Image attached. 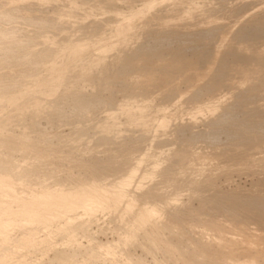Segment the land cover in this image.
<instances>
[{
    "label": "rangeland",
    "instance_id": "1",
    "mask_svg": "<svg viewBox=\"0 0 264 264\" xmlns=\"http://www.w3.org/2000/svg\"><path fill=\"white\" fill-rule=\"evenodd\" d=\"M181 1L185 5L181 6L178 1L177 6L174 4L172 7L173 3L170 0L151 3L149 6L151 9L147 7L148 9L145 10L142 17L140 16L141 18H134L129 29L121 33L115 32L120 34L118 37L114 31L109 35L108 29L111 30L119 23L121 24L122 16L128 14L129 11L141 7V0H0V117L9 119L6 120L7 122L5 121L3 127H0V175H5L10 180L16 181L17 179L18 182L25 179L19 184V187H22L20 189H30L29 187H31V189L39 190V188H45L47 184V187L59 184L63 188H70L78 186L77 184L111 181L128 167L136 168L137 173L139 172L135 176L131 175V177L134 176L132 178L128 177V180L124 179L118 184L116 182L115 185L113 183L112 186L115 189L111 185L109 186L111 187L110 191L125 190V194L130 195L128 197L130 200L132 199V203L127 207L129 211L126 206L122 205L128 198L124 196L121 206L115 204L105 208L106 206L99 205L98 207L102 209L96 207L93 209L94 213L90 211L91 214L88 213V215H82L76 219L72 217L68 222L59 218L49 227L45 226V229L40 224L38 225L37 220H32L35 223H31V221L23 223L22 227L18 224H10L12 226L9 225L4 236H0V264H234V260L249 257L255 260V264H264V138L261 139L259 136V134L264 136V129H262L264 128L262 126L264 121V64L260 63L262 66L255 64L257 59L264 61V28L257 25L258 23L264 25V0H206L207 3L205 0L203 3L202 0ZM191 2L195 3L192 4V9L188 7L191 4L187 5ZM197 3L199 4L197 5ZM178 6L179 11L180 7L184 6L186 13L181 14L183 18L175 14L179 12ZM185 6L189 8V13ZM194 6L198 10L199 14L197 15L193 14L196 13ZM103 8H107L108 11L105 9L103 11ZM95 9L98 12H95ZM206 9L210 12L207 13ZM184 14H187V17ZM189 14H191L190 17ZM112 15L119 17L120 22L118 20V22H113ZM168 15H171L170 18ZM117 17L115 19H118ZM156 18L158 19L156 20ZM69 23L71 24L69 25ZM95 24L99 26L95 28ZM258 27L260 29H257ZM161 30L164 34L169 30L174 37L176 34H183V37L186 34L185 38H189V34H192L190 38L193 36L194 39H180L182 37L180 35V40H175L178 36L172 39V41L175 40L173 42L165 39L163 41L162 37H159V35H164L161 34ZM245 30L251 34L244 33ZM203 31L204 34H202ZM102 34H105V37L101 36ZM198 35L201 37H197ZM243 35L246 38H243L245 37ZM106 36L108 39L111 36L112 39L106 40ZM241 36L242 39H240ZM86 37L84 42L86 47H80V49L83 47L84 49H78L79 53H74V56L70 52L75 48H58V44L62 41L65 43L67 40L77 39L76 42H79L78 39L83 40ZM88 37H91L92 41ZM97 37H104L100 43L118 40L117 46L115 45V48L111 46L109 49L106 46L103 48L107 49H105L106 53L101 52L100 55L96 52L98 54L95 55L93 51H96L99 46L95 45L99 44L97 41H100L99 38L96 39ZM157 37L159 41L156 39ZM10 38L11 40H9ZM53 38L55 39L53 40ZM82 40L80 42H83ZM204 42L206 43L204 44ZM15 43L19 47H15ZM206 45H209L208 48ZM179 48L180 50H178ZM174 53L175 55H173ZM98 55L102 56L101 60ZM247 55H250V58ZM245 56L248 59H242ZM119 58L122 59L119 60ZM242 61L248 63L249 66L244 64L246 68L243 67L239 70L238 64ZM123 64L125 65L123 66ZM187 65L189 66L187 67ZM223 66L226 78H223L217 87L215 86L217 89L209 90L205 83L211 79L214 73L217 75V72L222 71ZM76 72H78L77 75ZM197 74L199 75L197 76ZM165 78L167 79L164 80ZM248 88H253L252 92L257 94L254 96ZM195 89L197 90L195 91ZM242 91L247 93L240 94ZM249 92L252 98L248 99ZM193 94H196V97ZM137 97L147 98L145 101L148 102L149 106L147 107L150 108V110L145 108L148 111L143 110L147 114L143 120H149L156 112L169 111L173 113L178 108V110H182V108L186 110L195 104V101L198 104L203 102V105L206 106H202L204 107L202 112L195 110V113L194 110H191L188 114L191 119H180L178 116H173L170 118V122L168 121L167 128L164 127L165 131L157 128L155 130L151 126H147L149 129L144 127L146 129L141 130L136 122L125 123V115L119 113L120 111H118L120 115L113 113L122 105L121 101L124 100L123 103L133 105L131 98L135 100ZM36 105L41 106L37 107ZM253 107L257 112L254 115L252 114L255 110H251ZM230 108L232 111L230 113L234 114H231V118L228 119H232V123L236 120L241 121L240 125L237 124V121L234 123L235 130L230 129L233 124L228 123V121L231 122L230 120L227 121L226 113L230 114ZM204 109L205 111H203ZM248 110L254 112H250V114ZM105 112L108 119L105 117L107 116ZM192 112L196 116H193ZM258 112L259 119L263 115L261 121L257 119ZM109 113L111 116L114 114L111 117L112 120L114 119L113 124L110 121ZM243 113H248L245 115L247 122L249 118V122L253 120L251 118H255L261 122L254 119L262 127L258 128V123L253 122L254 120L252 123H245L242 118ZM223 116L224 118H222ZM104 119L108 121L106 122ZM220 121L221 123H219ZM222 122L224 125H219ZM106 123L109 125L111 123L110 127H107ZM250 124L254 129L249 126ZM254 124H257L258 127ZM236 125L238 127H235ZM113 126L116 130L112 128ZM248 126L255 132L248 129ZM104 128H107L106 131ZM241 130L245 132L243 133ZM250 130L252 134H248ZM210 132L213 136H209L212 135L209 134ZM193 133L197 136L191 137L194 135ZM250 135H257L259 138L256 136L257 139L254 137L252 139ZM246 136L250 137L246 138ZM240 137L245 140H241ZM192 138L195 140L193 141ZM252 140L254 141L252 142ZM192 146L194 148H191ZM188 149L190 150L188 151ZM179 151L184 154L181 157H173L175 153H180ZM174 158L175 160H173ZM135 159L139 160L134 161ZM156 161L159 162L157 163L159 165L154 163ZM133 162H136V167ZM153 165H157L158 168ZM153 167L154 169H152ZM1 171L5 172L2 174ZM40 181L44 185L40 184ZM125 181L128 182L125 183ZM122 183L125 187L127 186V189ZM136 184L142 187L136 186ZM129 185L131 188L128 189ZM122 187L125 189H121ZM234 196H238L240 202L237 201L238 197ZM257 196H261L263 200ZM246 197L250 199L248 201H251V197L253 199L256 197L259 200L254 202L252 199L254 203L245 204ZM244 198L246 200H243ZM222 201L226 203L223 202V205ZM234 202L237 205L233 204ZM145 203L148 206H155V218L146 222L137 221L136 211L138 212ZM241 203H244V208ZM16 205V203L11 204L13 208H16ZM261 208L263 210H260ZM246 210L250 212L247 213V216ZM242 211H245L243 213L245 215L242 214ZM155 220L156 222H154ZM31 230L32 232H30ZM54 232L57 233L54 234ZM200 232L201 234H199ZM199 240L201 241L199 242ZM96 246L100 247L97 249ZM108 247L111 249L107 252Z\"/></svg>",
    "mask_w": 264,
    "mask_h": 264
},
{
    "label": "bare ground",
    "instance_id": "2",
    "mask_svg": "<svg viewBox=\"0 0 264 264\" xmlns=\"http://www.w3.org/2000/svg\"><path fill=\"white\" fill-rule=\"evenodd\" d=\"M19 1V0H18ZM22 1V0H21ZM77 1V0H76ZM157 1H161V0H141V7H138L137 9H135V10H133L132 9V11L130 12H128V14H126V15H124L125 16V18H124V16H122V22H121V24L119 23V25H117L116 27H113V29H111L112 30V32H111V30H110V28L108 29V33H109V35H110V33H113V31H114V33L115 32H125L127 29H129V26L131 27L132 25V21H133V19L134 18H136V17H142V15H143V13L145 12V10L146 9H148V8H150L149 6L151 5V3H153V2H157ZM163 1V0H162ZM170 1H172L171 3H173L172 4V7H173V5L174 4H176V6H177V3H178V1H179V4H181V6L182 5H185V3L184 4H182V1L181 0H177V2H176V0H170ZM194 1V0H193ZM195 1H197V0H195ZM199 1V0H198ZM203 1L204 0H202L201 2L203 3ZM206 1V0H205ZM204 1V2H205ZM225 1V0H224ZM252 1V0H251ZM262 1V0H261ZM181 2V3H180ZM201 2H199V3H201ZM246 2V1H245ZM85 3V2H84ZM139 3V4H140ZM199 3H197V5L199 4ZM206 3H207V1H206ZM243 3V2H242ZM164 4H166L165 2H164ZM189 4H191V5H189ZM192 4H195L194 2L192 3H187V5H189L188 7H191V9H192ZM248 4V3H247ZM70 5V4H69ZM153 5V4H152ZM160 5V4H159ZM161 5H163V4H161ZM242 5V4H241ZM64 6V5H63ZM139 6V5H138ZM196 6V5H195ZM194 6V8H195V12L196 13H193V14H199V13H197V8ZM202 6V5H201ZM207 6V5H206ZM235 6V5H234ZM75 7H77V6H75ZM83 7H85V6H83ZM93 7H95V6H93ZM111 7V6H110ZM148 7V8H147ZM166 7H167V5H166ZM175 7V6H174ZM186 8H188L187 6H185ZM212 7V6H211ZM239 7V6H238ZM242 8H243V6H241ZM14 8V7H13ZM27 8V7H26ZM79 8V7H78ZM101 9H102V7H100ZM113 8V7H112ZM176 8V7H175ZM174 8V9H175ZM181 8V10L179 11V6H178V8H177V10L179 11L178 12V14L177 13H175L177 16H181V14L184 12V13H186L185 11H184V6H183V8L182 7H180ZM193 8V9H194ZM202 8V7H201ZM208 8V7H207ZM219 8V7H218ZM217 8V9H218ZM235 8V7H234ZM70 9V8H69ZM73 9V8H72ZM86 9V8H85ZM92 9H94V8H92ZM107 10L108 11V9L107 8H103V11H105V10ZM118 9V8H117ZM151 9V8H150ZM158 9V8H157ZM156 9V10H157ZM200 9V8H199ZM204 9V8H203ZM211 9V8H210ZM213 9V8H212ZM215 9V8H214ZM213 9V10H214ZM63 10V9H62ZM62 10H60V11H62ZM78 10V9H77ZM82 10H83V8H82ZM114 10V9H113ZM129 10H130V8H129ZM158 10H160V9H158ZM186 10V9H185ZM202 10V9H201ZM205 10V9H204ZM208 9H206V11H207ZM237 10V9H236ZM63 11H65V10H63ZM89 11V10H88ZM92 11V10H91ZM95 12H98V10L96 11V9L94 10ZM114 11H116V12H118L117 10H114ZM152 11V10H151ZM189 8H188V13H189ZM203 11V10H202ZM240 11V10H239ZM67 12V11H66ZM95 12H93V13H95ZM99 12H102V11H99ZM110 12V11H109ZM115 12V13H116ZM173 12H175L174 10H173ZM200 12V11H199ZM210 11L208 10V12L207 13H209ZM233 12H235L236 13V11H233ZM56 13V12H55ZM61 13V12H60ZM63 13V12H62ZM73 13V12H72ZM111 13H113V12H111ZM154 13V12H153ZM168 13V12H167ZM187 13V14H188ZM191 13V12H190ZM203 13V12H202ZM201 13V14H202ZM237 13H241V12H237ZM59 14V13H58ZM65 14V13H64ZM71 14V13H70ZM80 14V13H79ZM78 14V15H79ZM82 14V13H81ZM89 14H91V13H89ZM119 14V13H118ZM117 14V16H119ZM156 14V13H155ZM174 14V15H175ZM187 14H184L185 16L187 15ZM192 14V13H191ZM191 14H189V17H190V15ZM206 14V13H205ZM230 14V13H229ZM95 15V14H94ZM108 15V14H107ZM148 15V14H147ZM162 15V14H161ZM171 15H173V14H171ZM170 15V16H171ZM176 15H175V17H176ZM183 15V14H182ZM204 15V14H203ZM231 15V14H230ZM262 15V14H261ZM8 16V15H7ZM11 16V15H10ZM111 16V15H110ZM116 16V17H117ZM170 16L168 15V18H170ZM184 16V18H186ZM208 16V15H207ZM238 16V15H237ZM14 17V16H13ZM35 17V16H34ZM52 17V16H51ZM77 17V16H76ZM112 17H114V15H112ZM116 17H114L113 18V22H116L117 20L120 22V18L119 17H117L118 19H115ZM140 17V18H141ZM145 17V16H144ZM143 17V18H144ZM164 17V16H163ZM172 17H174V16H172ZM194 17V16H193ZM196 17V16H195ZM200 17V16H199ZM202 17V16H201ZM232 17H234V16H232ZM49 18V17H48ZM55 18H57V17H55ZM108 18V17H107ZM111 18V17H110ZM109 18V19H110ZM161 18V17H160ZM178 18V17H177ZM181 18H183L182 16H181ZM180 18V19H181ZM263 18V17H262ZM40 19V18H39ZM106 19V18H105ZM149 19V18H148ZM158 18H156V20H157ZM164 19V18H163ZM163 19H161V20H163ZM173 19V18H172ZM187 19V18H186ZM216 19V18H215ZM107 20V19H106ZM150 20V19H149ZM149 20H147V21H149ZM153 20V19H152ZM165 20H166V17H165ZM252 20V19H251ZM48 21V20H47ZM51 21V20H50ZM60 21V20H59ZM75 21V20H74ZM93 21V20H92ZM104 21V20H103ZM109 21H111V20H109ZM117 21V22H118ZM135 21V20H134ZM145 21H146V19H145ZM144 21V22H145ZM167 21H169V20H167ZM172 21V20H171ZM189 21V20H188ZM237 21V20H236ZM257 21V20H256ZM259 21V20H258ZM107 22V21H106ZM112 22V21H111ZM143 22V21H142ZM162 22V21H161ZM164 22V21H163ZM199 22V21H198ZM239 22V21H238ZM139 23V22H138ZM153 23H155V22H153ZM186 23V22H185ZM213 23V22H212ZM68 24V23H67ZM71 23H69V25H70ZM109 24H112V23H109ZM109 24H107V25H109ZM163 24V23H162ZM189 24V23H188ZM221 24V23H220ZM244 24V23H243ZM256 24H257V22H256ZM50 25V24H49ZM96 25V24H95ZM135 25V24H134ZM133 25V26H134ZM157 25V24H156ZM216 25V24H215ZM237 25V24H236ZM258 26L259 25H261L263 28H264V25L263 24H260V23H258L257 24ZM66 26V25H65ZM99 26V25H98ZM97 25H96V27L95 28H97L98 27ZM167 26H169V25H167ZM184 26V25H183ZM256 26V25H255ZM260 26V27H261ZM53 27V26H52ZM112 27V26H111ZM213 27V26H212ZM89 28V27H88ZM140 28V27H139ZM160 28V27H159ZM200 28V27H199ZM203 28V29H202ZM201 29L202 30H204V27H202ZM206 28V27H205ZM207 28H208V26H207ZM210 28V27H209ZM162 29V28H161ZM211 29V28H210ZM213 29V28H212ZM220 29V28H219ZM255 29V28H254ZM257 29H260L259 27L257 28ZM22 30V29H21ZM26 30H27V28H26ZM43 30V29H42ZM57 30V29H56ZM60 30V29H59ZM95 30V29H94ZM109 30H110V32H109ZM130 30H131V28H130ZM170 30V29H169ZM169 30H168V32L166 33V34H164V32H162V30H161V34H164V35H159V37H162V39H163V41H164V39L165 40H167V41H169L170 42V40L172 41V39L173 38H175V37H178L177 39H175V40H180V39H184L185 38V36H186V34L184 35V37L182 36L183 34H180L182 37L180 38V35H177L176 33V35H175V37H174V35L172 36V34H170L171 32H169ZM200 30V29H199ZM201 30V31H202ZM208 30V29H207ZM215 30V29H214ZM263 30V29H262ZM89 31V30H88ZM140 31V30H139ZM149 31V30H148ZM180 31V30H179ZM210 31V30H209ZM224 31V30H223ZM242 32H243V30H241ZM254 31V30H253ZM257 31V30H256ZM259 31V30H258ZM87 32V31H86ZM135 32V31H134ZM150 32V31H149ZM176 32V31H175ZM178 32V31H177ZM189 32V31H188ZM197 32V31H196ZM199 32V31H198ZM214 32V31H213ZM247 32H248V30H247ZM246 32V30L244 31V33H247ZM252 32V31H251ZM262 32V31H261ZM261 32H260V34H261ZM24 33V32H23ZM107 32H106V34H108ZM131 33V32H130ZM129 33V34H130ZM144 33V32H143ZM151 33V32H150ZM173 33H174V31H173ZM244 33H242V34H244ZM250 32H248V34H249ZM253 33V32H252ZM10 34V33H9ZM44 34V33H43ZM49 34V33H48ZM116 34V36L119 34V33H115ZM115 34H113V35H115ZM128 34V35H129ZM132 34V33H131ZM149 34V33H148ZM154 34V33H153ZM198 34V33H197ZM199 34H201V33H199ZM202 34H204V31H203V33ZM207 34H208V32H207ZM211 34V33H210ZM214 34V33H213ZM247 34V35H248ZM251 34V33H250ZM255 34V33H254ZM105 35V34H104ZM103 34L101 35V36H104ZM113 35H111L112 37H113ZM120 35V34H119ZM119 35H118V37H119ZM122 35V34H121ZM126 35V34H125ZM156 36H157V34H155ZM187 35H188V33H187ZM190 36L192 35V34H189ZM206 35V34H205ZM256 35V34H255ZM257 35H259V33H257ZM36 36V35H35ZM51 36V35H50ZM99 36V35H98ZM111 36H109V39H112L111 38ZM164 36V37H163ZM190 36H189V38L188 37H186L185 39L187 40V39H194L193 38V36H192V38H190ZM200 35H198L197 37H199ZM220 36V35H219ZM239 36V35H238ZM243 36H245V35H243ZM260 36V35H259ZM84 37V36H83ZM94 37V36H93ZM100 37V36H99ZM99 37H97L96 39L98 40V38ZM105 37V36H104ZM103 37V38H104ZM107 37V39L106 40H109L108 39V36H106ZM201 37V36H200ZM208 37H210V36H208ZM256 37H258V36H256ZM8 38V37H7ZM6 38V39H7ZM47 38V37H46ZM89 38V37H88ZM102 37L101 38H99V40L100 41H97L99 44H97V45H95V46H98L97 47V50L96 51H93V52H95L94 54L96 55V54H100L101 55V52H105L107 49H109V47H113V48H115L114 46L116 45V42L118 41V40H116V41H107V42H104V43H100L101 42V40L103 39ZM152 38V37H151ZM180 38V39H179ZM195 38H196V36H195ZM215 38V37H214ZM213 38V39H214ZM225 39H226V35H225V37H224ZM223 38V39H224ZM243 38H246V36L245 37H243ZM252 38H254V37H252ZM16 39V38H15ZM55 38H53V40H54ZM85 39V40H84ZM86 39H87V37L86 38H83V40L80 38V40L78 39V41L79 42H76V40H67V42H60L59 44H58V48H67V49H69V48H75L74 50H71V52L70 53H73L72 55L74 56V53H76L77 51H79L78 49H80V47H82V46H84V42L86 41ZM89 39H91V41H92V38L90 37ZM115 39V38H114ZM158 41H159V39H158V37L156 38ZM161 38H160V40H162ZM205 39H207L206 37H205ZM213 39H211L213 42H214V40ZM222 39V40H223ZM240 39H242V36H241V38ZM9 40H11V38L9 39ZM24 40H26V39H24ZM83 41V42H80V41ZM95 40V39H94ZM104 40V39H103ZM175 40H173V41H175ZM185 40V41H186ZM203 40H204V38H203ZM31 41V40H30ZM90 41V42H91ZM124 41V40H123ZM122 41V42H123ZM127 41V40H126ZM131 41V40H130ZM154 41V40H153ZM162 41V42H163ZM166 41V42H167ZM172 41V42H173ZM216 41H217V38H216ZM230 41V40H229ZM2 42V41H1ZM17 43H18V41H16ZM21 42V41H20ZM27 42V41H26ZM47 42V41H46ZM88 42V41H87ZM125 42V41H124ZM128 42V41H127ZM207 42V41H206ZM206 42H204V44L206 43ZM212 42V43H213ZM50 43V42H49ZM94 43H95V41H94ZM119 43V42H118ZM117 43V44H118ZM131 43H132V41H131ZM158 43H160V42H158ZM157 43V44H158ZM184 43V42H183ZM208 43V42H207ZM215 43V42H214ZM220 43V42H219ZM233 43V42H232ZM16 44V43H15ZM127 44V43H126ZM169 44V43H168ZM171 44V43H170ZM49 45V44H48ZM86 45V44H85ZM92 45H94V44H92ZM161 45V44H160ZM184 45V44H183ZM214 45V44H213ZM216 45V44H215ZM234 45V44H233ZM263 45V44H262ZM9 46V45H8ZM11 46V45H10ZM15 47L16 46H18L19 47V45H14ZM106 46H108V47H106ZM117 46V45H116ZM119 46V45H118ZM126 46V45H125ZM176 46V45H175ZM207 46V45H206ZM205 46V47H206ZM209 46V45H208ZM208 46L206 47V48H208ZM220 46V45H219ZM218 46V47H219ZM6 47V46H5ZM48 47V46H47ZM84 47H86V46H84ZM84 47H83V49H84ZM104 47H106L105 49H103ZM155 47H156V45H155ZM227 47V46H226ZM225 47V48H226ZM50 48V47H49ZM181 48V47H180ZM180 48L178 49V50H180ZM206 48H205V50H206ZM11 49H15V48H11ZM26 49V48H25ZM32 49V48H31ZM44 49V48H43ZM63 49V50H64ZM82 48L80 49V50H83ZM86 49V48H85ZM111 49V48H110ZM140 49V48H139ZM202 49V48H201ZM200 49V50H201ZM259 49V48H258ZM57 50V49H56ZM59 50V49H58ZM87 50V49H86ZM102 50H104V51H102ZM132 50V49H131ZM138 50V49H137ZM174 50V49H173ZM204 50V51H205ZM210 50V49H209ZM236 50V49H235ZM16 51V50H15ZM51 51V50H50ZM53 51V50H52ZM66 51V50H65ZM4 52V51H3ZM6 52V51H5ZM10 52V51H9ZM14 52V51H13ZM55 52V51H54ZM96 52H98V53H96ZM134 52V51H133ZM148 52V51H147ZM146 52V53H147ZM154 52V51H153ZM225 52V51H224ZM238 52V51H237ZM77 53H79V52H77ZM106 53V52H105ZM116 53V52H115ZM122 53H123V51H122ZM121 53V54H122ZM139 53V52H138ZM142 53H143V51H142ZM149 53V52H148ZM178 53V52H177ZM177 53H176V55H177ZM208 53H209V51H208ZM58 54V53H57ZM67 54H69V53H67ZM66 54V55H67ZM118 54V53H117ZM125 54H127V53H125ZM130 55H131V53H129ZM182 54V53H181ZM203 54V53H202ZM201 54V55H202ZM236 54V53H235ZM238 54V53H237ZM19 55V54H18ZM71 54L69 55L70 57L72 56ZM105 55V54H104ZM103 55V56H104ZM153 55H154V53H153ZM173 55H175V53L173 54ZM217 55V54H216ZM218 55H219V53H218ZM217 55V56H218ZM245 55V54H244ZM91 56V55H90ZM99 56V55H98ZM116 56V55H115ZM123 56H125V55H123ZM152 56V55H151ZM158 56V55H157ZM156 56V57H157ZM179 56V55H178ZM210 56H211V54H210ZM229 56V55H228ZM234 56V55H233ZM238 56H239V54H238ZM237 56V57H238ZM249 58H250V55H247ZM247 56H245V57H242V59H245ZM257 56V55H256ZM55 57H56V55H55ZM55 57H53V58H55ZM59 57V56H58ZM62 57V56H61ZM67 57H68V55H67ZM66 57V58H67ZM92 57V56H91ZM91 57H90V59H91ZM97 57V56H96ZM100 57L102 58V56H99V59H100ZM132 57V56H131ZM130 57V58H131ZM139 57V56H138ZM173 57H175V56H173ZM199 57H201L200 55H199ZM216 57V56H215ZM223 57V56H222ZM241 57V56H240ZM251 57H253V56H251ZM27 58V57H26ZM34 58V57H33ZM94 58V57H93ZM98 58V57H97ZM124 58V57H123ZM133 58V57H132ZM135 58H137V57H135ZM172 58V57H171ZM176 58V57H175ZM214 58V57H213ZM256 58V57H255ZM260 58V57H259ZM12 59V58H11ZM51 59V58H50ZM58 59V58H57ZM59 59H60V57H59ZM58 59V60H59ZM104 59V58H103ZM120 59H122V58H119V60ZM141 59V58H140ZM144 59H145V57H144ZM150 59V58H149ZM174 59V58H173ZM196 59V58H195ZM215 59V58H214ZM233 59V58H232ZM246 59H248V58H246ZM245 59V60H246ZM253 60H254V58H252ZM263 59H264V57H263ZM17 60V59H16ZM87 60H89V59H87ZM93 60H95V58L93 59ZM98 60V59H97ZM101 60V59H100ZM99 60V61H100ZM126 60V59H125ZM129 60V59H128ZM138 60V59H137ZM136 60V61H137ZM187 60V59H186ZM38 61V60H37ZM42 61V60H41ZM55 61H57V60H55ZM77 61V60H76ZM80 61V60H79ZM152 61V60H151ZM177 61V60H176ZM180 61V60H179ZM197 61V60H196ZM218 61V60H217ZM237 61V60H236ZM10 62V61H9ZM45 62V61H44ZM61 62V61H60ZM124 62V61H123ZM128 62V61H127ZM146 62V61H145ZM178 62V61H177ZM216 62V61H215ZM225 62V61H224ZM231 62V61H230ZM259 62V63H258ZM12 63V62H11ZM29 63V62H28ZM36 63V62H35ZM52 63V62H51ZM55 63V62H54ZM92 63V62H91ZM125 63V62H124ZM168 63H169V61H168ZM192 63H194V62H192ZM196 63V62H195ZM252 63V62H251ZM260 63H263L264 64V61H261V60H258L257 59V61L255 62V64H260ZM22 64V63H21ZM32 64V63H31ZM30 64V65H31ZM48 64H50V63H48ZM60 64V63H59ZM88 64V63H87ZM185 64H187V63H185ZM191 64V63H190ZM217 64V63H216ZM219 64V63H218ZM224 64V63H223ZM249 66V65H247L248 63H243V61L242 62H240V64H238V68H239V70L240 69H242L243 67H245L246 68V66ZM33 65V64H32ZM72 65V64H71ZM86 65V64H85ZM89 65V64H88ZM88 65H87V67H88ZM91 65V64H90ZM125 64H123V66H124ZM134 65V64H133ZM227 65V64H226ZM261 66H262V64H260ZM42 66V65H41ZM48 66H50V65H48ZM55 66V65H54ZM92 66H95V65H93L92 64ZM185 66V65H184ZM189 65H187V67H188ZM229 66V65H228ZM231 66V65H230ZM229 66V67H230ZM254 66V65H253ZM40 67V66H39ZM51 67H52V65H51ZM51 67H50V69H51ZM57 67H58V65H57ZM84 67V66H83ZM128 67V66H127ZM142 67H144V65H142ZM177 67V66H176ZM181 67V66H180ZM227 67V66H226ZM232 67V66H231ZM53 68V67H52ZM85 68V67H84ZM132 68V67H131ZM154 68V67H153ZM216 68V67H215ZM217 68H218V66H217ZM220 69H221V66L219 67ZM223 68H224V66L222 67V71H219V72H217V75L214 73V75H216L215 77H214V75L211 77V79H209L208 81H207V83H205V84H207V88H209V90L210 89H212V88H216L217 86H218V84H220L221 82H222V80H223V78H226L224 75H226L225 74V70L223 71ZM252 68V67H251ZM264 68V67H263ZM35 69V68H34ZM48 69H49V67H48ZM70 69V68H69ZM75 69V68H74ZM73 69V70H74ZM123 69H124V67H123ZM158 69V68H157ZM163 69V68H162ZM184 69V68H183ZM182 69V70H183ZM199 69H200V67H199ZM237 69V68H236ZM259 69V68H258ZM29 70V69H28ZM46 70V69H45ZM52 70V69H51ZM127 70V69H126ZM135 70V69H134ZM137 70V69H136ZM140 70V69H139ZM147 70V69H146ZM178 70V69H177ZM196 70V69H195ZM202 70V69H201ZM200 70V71H201ZM205 70V69H204ZM203 70V71H204ZM215 70V69H214ZM219 70V69H218ZM217 70V71H218ZM227 70H229V69H227ZM238 70V69H237ZM263 70V69H262ZM31 71H33V70H31ZM47 71H49V70H47ZM58 71V70H57ZM63 71V70H62ZM67 71V70H66ZM82 71V70H81ZM80 71V72H81ZM148 71V70H147ZM152 71V70H151ZM202 71V72H203ZM55 72V71H54ZM79 72V73H80ZM139 72V71H138ZM146 72V71H145ZM170 72V71H169ZM183 72V71H182ZM190 72V71H189ZM205 72V71H204ZM227 72V71H226ZM245 72V71H244ZM50 73V72H49ZM52 73V72H51ZM59 73H60V71H59ZM63 74L64 73H66V72H62ZM77 73L78 72H76L75 74L77 75ZM135 73V72H134ZM152 73V72H151ZM228 73V72H227ZM230 73V72H229ZM62 74V75H63ZM145 74V73H144ZM158 74V73H157ZM164 74V73H163ZM182 74V73H181ZM187 74V73H186ZM189 74V73H188ZM192 74H193V72H192ZM35 75V74H34ZM49 75V74H48ZM47 75V76H48ZM62 75H60V76H62ZM83 75V74H82ZM140 75H141V73H140ZM199 74H197V76H198ZM201 75V74H200ZM36 76V75H35ZM39 76V75H38ZM46 76V77H47ZM133 76V75H132ZM142 76V75H141ZM144 76V75H143ZM153 76V75H152ZM166 76H167V73H166ZM165 76V77H166ZM181 76V75H180ZM186 76V75H185ZM190 76V75H189ZM227 76V75H226ZM34 77V76H33ZM115 77V76H114ZM169 77V76H168ZM193 77V76H192ZM106 78V77H105ZM104 78V79H105ZM108 78V77H107ZM113 78V77H112ZM118 78V77H117ZM142 78V77H141ZM187 78V77H186ZM230 78V77H229ZM167 78H165L164 80H166ZM183 79H184V77H183ZM195 79V78H194ZM30 80V79H29ZM35 80V79H34ZM50 80V79H49ZM53 80V79H52ZM55 80V79H54ZM162 80V79H161ZM20 81V80H19ZM61 81V80H60ZM106 81V80H105ZM168 81V80H167ZM190 81V80H189ZM229 81V80H228ZM12 82V81H11ZM37 82V81H36ZM146 82V81H145ZM196 82V81H195ZM4 83V82H3ZM6 83H7V81H6ZM54 83V82H53ZM9 84H10V82H9ZM29 84V83H28ZM49 84V83H48ZM259 84V83H258ZM44 85V84H43ZM53 85V84H52ZM148 85V84H147ZM172 85V84H171ZM187 85V84H186ZM47 86V85H46ZM50 86V85H49ZM188 86H189V84H188ZM192 86V85H191ZM206 86V85H205ZM216 86V87H215ZM255 86V85H254ZM257 86V85H256ZM20 87V86H19ZM187 87V86H186ZM253 87V86H252ZM15 88V87H14ZM13 88V89H14ZM146 88V87H145ZM144 88V89H145ZM148 88H150V87H148ZM256 88V87H255ZM55 89V88H54ZM143 89V88H142ZM142 89H141V91H142ZM201 89V88H200ZM217 89V88H216ZM249 89V91L251 92V93H253L252 92V90L251 89H253V88H248ZM45 90V89H44ZM43 90V91H44ZM177 90V89H176ZM197 89H195V91H196ZM256 90V89H255ZM6 91H7V89H6ZM13 91V90H12ZM17 91V90H16ZM161 91V90H160ZM212 91V90H211ZM211 91H209V92H211ZM248 91V90H247ZM253 91H254V89H253ZM8 92V91H7ZM6 92V93H7ZM146 92H147V90H146ZM154 92V91H153ZM194 92V91H193ZM201 92V91H200ZM205 92V91H204ZM243 92V91H242ZM240 93V94H245V92H243V93ZM249 92V97H248V99L251 97L250 96V93ZM47 93H48V91H47ZM179 93V92H178ZM187 93V92H186ZM199 93V92H198ZM247 93V92H246ZM259 93V92H258ZM10 94H12V93H10ZM19 94V93H18ZM17 94V95H18ZM132 94V93H131ZM200 94V93H199ZM254 94H257V93H253V95ZM74 95V94H73ZM140 95V94H139ZM148 95V94H147ZM198 95V94H197ZM247 96H248V94H246ZM9 96V95H8ZM75 96V95H74ZM136 96H138V95H136ZM141 96H142V94H141ZM140 96V97H141ZM152 96V95H151ZM167 96V95H166ZM178 96V95H177ZM191 96H192V94H191ZM193 96L194 97H196V94L194 95L193 94ZM199 96V95H198ZM246 96V97H247ZM255 96V95H254ZM257 96V95H256ZM34 97H36V98H38L37 96H34ZM147 98H149V99H151L150 97H148V96H146ZM156 97V96H155ZM241 97H242V95H241ZM40 98V97H39ZM42 98V97H41ZM129 98V97H128ZM128 98H126V99H128ZM134 98V97H133ZM133 98H131L132 99V103H133V105L131 104V102H130V104L131 105H129V104H125V103H123V101H121L122 102V105L117 109V108H115V109H117L115 112H113L114 114H119V113H123L124 115H125V118H124V122L125 123H130V124H132L131 122H136L137 123V125H139V127H141V130L142 129H146V128H148L147 126H151V127H154L155 128V130H157V129H162V130H164L165 128H167L166 126L167 125H169L168 123L170 122L169 120H170V118H173V116L174 117H180V119H188V118H190L191 119V117H189L188 116V114L190 113V111L191 110H196L197 112L200 110H202L205 106L203 105L204 103L202 102V100H201V104L199 103H196V101H195V104H193L190 108H188V109H183L182 108V110H176V111H173V113H170L169 111L167 112V111H162V112H160V113H155L154 114V116L152 117V118H150L149 120H147V119H145V120H143L144 119V116L146 115V117H147V114H146V112H143V110L147 107V106H149V105H147L148 104V102H146L145 100L147 99H140L139 97H137L138 98V100H137V98L134 100ZM193 98V97H192ZM192 98H190V99H192ZM245 98V97H244ZM252 98V97H251ZM90 99V98H89ZM92 99V98H91ZM130 99V100H131ZM189 99V100H190ZM211 99V98H210ZM243 99V98H242ZM31 100V99H30ZM193 100V99H192ZM197 100V99H196ZM199 100V99H198ZM209 100V99H208ZM247 100V99H246ZM250 100H252V99H250ZM36 101V100H35ZM76 101V100H75ZM78 101V100H77ZM86 101V100H85ZM115 101V100H114ZM113 101V102H114ZM127 101V100H126ZM216 101V100H215ZM44 102V101H43ZM43 102H42V104H43ZM125 102V101H124ZM128 102H129V100H128ZM197 102H200V101H197ZM210 102V101H209ZM214 102V101H213ZM248 102H249V100H248ZM95 103V102H94ZM127 103V102H126ZM177 103V102H176ZM243 103V102H242ZM245 103H246V101H245ZM25 104H26V102H25ZM35 104H36V102H35ZM84 104V103H83ZM120 104V103H119ZM119 104H118V106H119ZM179 104V103H178ZM189 104V103H188ZM187 104V105H188ZM216 104V103H215ZM214 104V105H215ZM220 104V103H219ZM228 104V103H227ZM240 104V103H239ZM253 104V103H252ZM24 105V104H23ZM22 105V106H23ZM38 105V104H37ZM36 105V106H37ZM45 105V104H44ZM75 105V104H74ZM211 105V104H210ZM232 105V104H231ZM238 105V104H237ZM242 105H244V103L242 104ZM247 105V104H246ZM249 105V104H248ZM21 106V105H20ZM36 106H34V107H36ZM41 106V105H40ZM40 106H37V107H40ZM85 106V105H84ZM100 106V105H99ZM114 107H116L115 105H113ZM117 106V107H118ZM202 106H204V107H202ZM219 106V105H218ZM236 106V105H235ZM32 108L33 110L35 109V108ZM110 107H112L111 105H110ZM213 107V106H212ZM220 107V106H219ZM230 107V106H229ZM233 107V106H232ZM231 107V108H232ZM237 108H238V106H236ZM235 107V108H236ZM251 107V106H250ZM249 107V108H250ZM255 107V106H254ZM254 107L253 108H251V110H253L254 109ZM21 108V107H20ZM24 108V107H23ZM74 108V107H73ZM149 107H147V109H148ZM216 108V107H215ZM227 109H228V107H226ZM231 108H230V110H229V113H230V111H231ZM256 108V107H255ZM41 109V108H40ZM43 109V108H42ZM147 109H145L146 111H148ZM181 109V108H180ZM207 109V108H206ZM248 109V108H247ZM144 110V111H145ZM149 110H150V108H149ZM167 110V109H166ZM213 110V109H212ZM226 110V109H225ZM236 110V109H235ZM246 110V109H245ZM249 111V113L250 112H252V111ZM255 110V109H254ZM111 111V110H110ZM118 111H120L119 113H118ZM156 111H158V110H156ZM160 111V110H159ZM196 111H195V113H196ZM199 111V112H200ZM203 111H205V109L203 110ZM207 111V110H206ZM209 111V110H208ZM211 111V110H210ZM226 111H228V110H226ZM225 111V112H226ZM244 111V110H243ZM58 112V111H57ZM81 112V111H80ZM202 112V111H201ZM232 112V111H231ZM247 112V111H246ZM254 112V111H253ZM252 112V113H253ZM76 113V112H75ZM106 113V112H105ZM245 113V112H244ZM243 113V114H244ZM255 113H257L256 112V110H255V112L252 114V115H254ZM263 113V112H262ZM262 113H261V115H262ZM57 114V113H56ZM110 114V113H109ZM111 114H112V112H111ZM111 114L109 115V117H110V119H111V117H113L114 116V114L111 116ZM192 114H193V116H196V115H194V113L192 112ZM198 114V113H197ZM224 114V113H223ZM227 114V121L228 120H230V119H228V118H231V114H234V113H230V114H228V113H226ZM246 114H248V113H246ZM246 114H244V116H242V118H243V120H247V118H246ZM251 114V113H250ZM106 115H107V113H106ZM116 115V116H117ZM120 115V114H119ZM150 115V114H149ZM148 115V116H149ZM201 115V114H200ZM229 115V116H228ZM257 115V114H256ZM259 112H258V120H260L261 121V119L263 120V115H262V117L259 119ZM6 116V115H5ZM9 116V115H8ZM34 116V115H33ZM115 116V117H116ZM190 116H192V115H190ZM204 116V115H203ZM219 116V115H218ZM107 119H108V115L107 116H105ZM118 117H121V116H118ZM145 117V118H146ZM150 117H151V115H150ZM245 117V118H244ZM249 117H251V116H249ZM253 117V116H252ZM256 117V116H255ZM196 118V117H195ZM222 118H224V116L222 117ZM8 119V117H0V127L3 125L4 126V124H5V121ZM109 119V120H110ZM204 119V118H203ZM236 119H238V118H236ZM250 119V118H249ZM249 119H248V122L245 120V123H252V121L255 119V118H251V119H253L251 122H249ZM9 120V119H8ZM114 120V119H113ZM112 119L110 120L111 121V123L112 122H114ZM117 120V119H116ZM115 120V121H116ZM202 120V119H201ZM217 120H218V118H217ZM222 120V119H221ZM224 120V119H223ZM232 120V119H231ZM230 120V121H231ZM235 120V119H234ZM256 120V119H255ZM253 121V122H256V121H258V120H256V121ZM19 121V120H18ZM33 121V120H32ZM104 121H106L105 119H104ZM108 121V120H107ZM106 121V122H107ZM169 121V122H168ZM182 121V120H181ZM189 121H191V120H189ZM194 121V120H193ZM213 121H214V119H213ZM212 121V122H213ZM233 121V120H232ZM232 121L231 122H229L228 121V123H231V125L233 124V127H231L230 128V126H229V128L230 129H232V130H235L234 129V123L237 121V124H239L241 121L240 120H236V121H234V123H232ZM239 121V122H238ZM7 122V121H6ZM117 122V121H116ZM184 122V121H183ZM243 122V121H242ZM259 122V121H258ZM258 122H256V123H258ZM100 123H103V121H100ZM111 123H110V125H111ZM118 123V122H117ZM173 123V122H172ZM182 123V122H181ZM219 123H221V121L219 122ZM259 123H261V122H259ZM259 123H258V126H257V124L255 125L256 127H258V128H260V126H261V124L259 125ZM263 123V125L262 126H264V121L262 122ZM105 124V123H104ZM113 124V123H112ZM210 124V123H209ZM9 125V124H8ZM110 125H109V123L107 124L106 123V126L107 127H110ZM116 125V124H115ZM114 125V126H115ZM127 125V124H126ZM189 125V124H188ZM219 125H224V123L222 122V124H219ZM240 125V124H239ZM248 125V124H247ZM2 126V127H3ZM105 125H104V127H106ZM114 126L112 127L113 129H114ZM120 126V125H119ZM206 126V125H205ZM252 129H254L252 126L253 125H249ZM249 126H248V129H251V128H249ZM261 126V127H262ZM16 127V126H15ZM125 127H127V126H125ZM143 127V128H142ZM144 127H146V128H144ZM165 127V128H164ZM225 127V126H224ZM235 127H238L237 125L235 126ZM240 127V126H239ZM116 128V127H115ZM157 128V129H156ZM177 128V127H176ZM225 128H227V127H225ZM105 129V128H104ZM103 129V130H104ZM107 129V128H106ZM106 129H105V131H106ZM112 129V130H113ZM149 129V128H148ZM230 129H229V131H230ZM247 129V128H246ZM251 129V130H252ZM262 129H264V128H262ZM111 130V131H112ZM114 130H116V129H114ZM154 130V131H155ZM251 130L248 132V134L249 133H251ZM256 130H257V128H256ZM118 131V130H117ZM165 131V130H164ZM241 131H243V133L245 132L244 130H241ZM252 131H254V130H252ZM259 131V130H258ZM257 131V132H258ZM264 131V130H263ZM114 132V131H113ZM144 132V131H143ZM142 132V133H143ZM150 132V131H149ZM213 132V131H212ZM231 132V131H230ZM237 132V131H236ZM255 132V131H254ZM111 133V132H110ZM202 133H203V131H202ZM201 132H200V134H202ZM214 133V132H213ZM233 133H235V132H233ZM232 133V134H233ZM263 133V132H262ZM102 134V133H101ZM100 134V135H101ZM103 134H104V132H103ZM117 134V133H116ZM157 134V133H156ZM155 134V135H156ZM194 134V133H193ZM209 134H212L211 132L209 133ZM231 134V133H230ZM230 134H229V137H231L230 136ZM246 134V133H245ZM252 134V133H251ZM264 134V133H263ZM107 136H108V134H106ZM142 135V134H141ZM146 135V134H145ZM194 136H197V134L195 135H193V136H191V137H194ZM200 135H198V137H199ZM205 136V135H204ZM209 136H213V134L212 135H209ZM234 136V135H233ZM250 136H252L251 138L252 139H254V138H256V136L257 135H255V136H253V135H250ZM250 136H246V138L247 137H250ZM259 136H260V138L261 139H263L264 138V136H262L261 134H259ZM254 137V138H253ZM258 137V136H257ZM200 138V137H199ZM234 138V137H233ZM242 138H244V137H242ZM259 138V137H258ZM191 139V138H190ZM190 139H189V141H190ZM193 139V138H192ZM239 139V138H238ZM240 139H241V137H240ZM240 139L238 140V141H240ZM257 139V138H256ZM260 139V140H261ZM16 140V139H15ZM105 140V139H104ZM108 140V139H107ZM186 140V139H185ZM195 139H193V141H194ZM199 140V139H198ZM197 140V141H198ZM241 140H243V139H241ZM245 140V139H244ZM243 140V141H244ZM251 140V139H250ZM231 141V140H230ZM254 140H252V142H253ZM104 142V141H103ZM106 142V141H105ZM104 142V143H105ZM186 142V141H185ZM188 142V141H187ZM232 142V141H231ZM101 143V142H100ZM159 143V142H158ZM215 143V142H214ZM253 144V143H252ZM262 144V143H261ZM160 145V144H159ZM187 145V144H186ZM185 145V146H186ZM190 145V144H189ZM184 146V147H185ZM191 146V145H190ZM249 146H250V144H249ZM262 146H263V144H262ZM187 147V146H186ZM131 148V147H130ZM191 148H194L193 146L191 147ZM197 148V147H196ZM129 149V148H128ZM127 149V150H128ZM132 149V148H131ZM134 149V148H133ZM126 150V151H127ZM190 149H188V151H189ZM194 150V149H193ZM203 150V149H202ZM177 152V151H176ZM180 152V151H179ZM187 152V151H186ZM230 152V151H229ZM203 153V152H202ZM147 154V153H146ZM184 154V152L183 153H175V155H173V157H175V156H179V157H181L182 155ZM200 154V153H199ZM170 155V154H169ZM143 156V155H142ZM145 156V155H144ZM207 156H208V154H207ZM214 156H215V154H214ZM201 157H202V155H201ZM217 157H218V155H217ZM136 158V157H135ZM167 158V157H166ZM169 158V157H168ZM228 158V157H227ZM233 158V157H232ZM179 159V158H178ZM205 159V158H204ZM222 159V158H221ZM137 160H139V159H137ZM136 159L134 160V161H137ZM170 160V159H169ZM173 160H175V158L173 159ZM223 160V159H222ZM231 160V159H230ZM189 161V160H188ZM218 161H220V160H218ZM221 162V161H220ZM135 163L136 162H133V164H134V167H136V165H135ZM154 163H159V162H154ZM215 163H217V162H215ZM18 164V163H17ZM133 164H131V165H133ZM130 165V166H131ZM157 165H159V164H157ZM156 165V166H157ZM187 165V164H186ZM129 166V165H128ZM152 166V165H151ZM154 166V165H153ZM156 166H154V167H156ZM138 167V166H137ZM154 167L152 168V169H154ZM139 168V167H138ZM137 168V169H138ZM157 168H158V166H157ZM168 168V167H167ZM18 169H19V167H18ZM17 169V170H18ZM148 169H149V167H148ZM156 169V168H155ZM171 169V168H170ZM111 170V169H110ZM140 170V169H139ZM138 170V171H139ZM151 170V169H150ZM105 171V170H104ZM145 171V170H144ZM153 171V170H152ZM156 171V170H155ZM170 171V170H169ZM5 172V171H4ZM3 172V173H4ZM106 172V171H105ZM114 172V171H113ZM149 172H151V171H149ZM1 173H2V171H1ZM2 173V174H3ZM139 173V172H138ZM137 173V171H136V168H133V167H128L126 170H124V172H122V173H120L118 176H116L113 180H111V181H99V183H91V184H77L78 186H75V187H70V188H63V186L61 187V185L59 186V184L57 185V186H54V185H52L53 187H50V185H49V187H47V185H46V187L45 188H39V190H35V189H31V187H29L30 189H20V188H22V187H19L20 185V183L21 182H24L25 181V179H24V181H22L21 180V182L19 181H17V179H16V181L13 179V180H10V179H8L5 175L4 176H2V175H0V206H1V210H0V236L2 235V236H4V234H5V232H6V229L7 228H9V225L10 224H18L19 226L22 224V225H24L23 223H30V221H31V223L34 221V220H37V222H38V225L40 224V226H43L42 228H46L45 226H48L49 227V225L50 224H52L55 220V222H57V219H59V218H62V219H64L65 221H69L70 219H72V217L74 218V219H76V218H78V217H80V216H82V215H88V213L89 214H91V212L90 211H94L93 209H95L96 207H98L99 205H103V207H105V208H107V206H110V205H115V204H118V205H120L122 202H123V200H124V196L126 197H128V196H130V195H127V194H125V190H115V191H110L109 190V188H111V187H109L110 185L112 186V184L113 185H115V183L117 182V184L120 182V181H122V180H128V177H130V178H132V177H134L135 176V174H138ZM146 173H147V171H146ZM154 173V172H153ZM164 173V172H163ZM99 174V173H98ZM134 174V176H132L131 177V175H133ZM150 174V173H149ZM152 174V173H151ZM11 175V174H10ZM108 175V174H107ZM109 176V175H108ZM111 176V175H110ZM146 176V175H145ZM148 176V175H147ZM19 177V176H18ZM21 177H23V176H21ZM13 178V177H12ZM104 178V177H103ZM21 179V178H20ZM20 179H18V180H20ZM44 181V180H43ZM131 181H132V179H131ZM41 182V181H40ZM88 182H89V180H88ZM95 182V181H94ZM126 182H128V181H125V183ZM45 183V182H44ZM68 183H70V182H68ZM81 183V182H80ZM90 183V182H89ZM23 184V183H22ZM40 184H43V182H41ZM117 184H116V187H117ZM123 184V183H122ZM140 184H141V182H140ZM44 185V184H43ZM126 185V184H125ZM139 184H136V186H138ZM66 186V185H65ZM123 186H124V184H123ZM130 186V185H129ZM139 186H141V185H139ZM19 187V188H18ZM33 188H34V186H32ZM42 187V186H41ZM114 186H112V188H113ZM125 187V186H124ZM124 187H122L121 189H123ZM127 187V186H126ZM125 187V188H126ZM142 187V186H141ZM23 188H25V187H23ZM28 188V187H27ZM124 188V189H125ZM129 188H131V186L130 187H128V189ZM137 188V187H136ZM139 188V187H138ZM113 189H115V188H113ZM113 189H111V190H113ZM127 189V188H126ZM133 189V188H132ZM131 191V190H130ZM132 192V191H131ZM127 193H129V192H127ZM134 193V192H133ZM131 194V193H130ZM215 196V195H214ZM132 197V196H131ZM234 197H238V196H234ZM257 197H259V196H257ZM143 198V197H142ZM249 198V197H248ZM261 200H263L262 198H261V196L259 197ZM206 199V198H205ZM235 199V198H234ZM246 199H247V197H246ZM245 198L243 199V200H246ZM252 199H253V197H251V201H248V200H250V199H247L246 201L247 202H245V201H243L242 200V202H245V204H250L249 202H255L256 200H259V199H257L256 197H254V199H253V201H252ZM127 201H124L123 202V206H126V209H127V207H129L130 206V204L132 203L131 202V200H130V197H128L127 199H126ZM223 200H225V199H223ZM204 201V200H203ZM238 202H240V200H239V197H238V200H237ZM208 202H209V200H208ZM216 202H219V201H217L216 200ZM223 202H225V201H222V204L224 205V203ZM237 202V203H238ZM253 202V203H254ZM257 202V201H256ZM12 203H16L17 205V207L16 208H13L12 206H11V204ZM147 203V202H146ZM146 203L143 205V206H141V208H139V210H138V212L136 211V213H137V221H144V222H146V221H151V219L155 216V213H156V208H155V206H148V205H146ZM221 203V202H220ZM219 203V204H220ZM226 203V202H225ZM232 203V202H231ZM231 203H230V205H231ZM209 204V203H208ZM222 204H221V206H222ZM233 204H235V205H237L236 204V202H234ZM206 205V204H205ZM234 205V206H235ZM241 205H242V207H243V205H244V203H241ZM240 205V206H241ZM121 206V205H120ZM218 206H220V205H218ZM239 206V207H240ZM250 206V205H249ZM253 206V205H252ZM251 206V207H252ZM238 207V208H239ZM245 207V206H244ZM243 207V208H244ZM101 208V207H100ZM99 207H98V209H100ZM243 208H241V209H243ZM254 208V207H253ZM253 208H251V209H253ZM264 208V207H263ZM97 209V210H98ZM102 209V208H101ZM133 209V208H132ZM131 209V210H132ZM172 209H173V207H172ZM250 209V210H251ZM255 209V208H254ZM128 210V209H127ZM233 210V209H232ZM231 210V211H232ZM234 210H235V208H234ZM249 210V209H248ZM255 210H257V209H255ZM259 210V209H258ZM260 210H263L262 208L260 209ZM96 211V210H95ZM99 211H101V210H99ZM129 211V210H128ZM133 211V210H132ZM236 211V210H235ZM237 211H239V210H237ZM97 212V211H96ZM131 212V211H130ZM245 212V211H244ZM243 211H242V214L244 213ZM249 211H247L246 210V216H247V213H248ZM259 212V211H258ZM94 213V212H93ZM180 213V212H179ZM182 213V212H181ZM183 213H184V211H183ZM233 213V212H232ZM250 213V212H249ZM248 213V214H249ZM253 213V212H252ZM255 213H257V212H255ZM260 213V212H259ZM264 213V212H263ZM262 213V214H263ZM233 214H235V213H233ZM242 214H241V216H242ZM182 215H184V214H182ZM243 215H245V214H243ZM257 215V214H256ZM260 215V214H259ZM264 215V214H263ZM262 215V216H263ZM90 216V215H89ZM96 216V215H95ZM232 216V215H231ZM251 216V215H250ZM261 216V215H260ZM86 217V216H85ZM249 217V216H248ZM134 218V217H133ZM155 218V217H154ZM258 218V217H257ZM261 218V217H260ZM87 219V218H86ZM135 219V218H134ZM176 219V218H175ZM247 219V218H246ZM255 219V218H254ZM33 220V221H32ZM89 220V219H88ZM135 220V221H136ZM153 220V219H152ZM78 221V220H77ZM80 221V220H79ZM85 221H87V220H85ZM173 221V220H172ZM177 221V220H176ZM209 221V220H208ZM239 221V220H238ZM260 221V220H259ZM154 222H156V220L154 221ZM33 223H35V222H33ZM133 223V222H132ZM179 223V222H178ZM209 223V222H208ZM73 224V223H72ZM71 224V225H72ZM136 224V223H135ZM204 224H206V223H204ZM22 225H21V227H22ZM27 225V224H26ZM34 225V224H33ZM8 226V227H7ZM10 226H12V225H10ZM19 226H17L18 228H20ZM28 226H29V224H28ZM30 226H31V224H30ZM36 226V225H35ZM34 226V227H35ZM59 226H60V224H59ZM59 226H58V228H59ZM63 226V225H62ZM147 226V225H146ZM24 227V226H23ZM27 227V226H26ZM33 227V228H34ZM61 227V226H60ZM14 228V227H13ZM12 228V229H13ZM41 228V227H40ZM64 228V227H63ZM62 228V229H63ZM158 228V227H157ZM10 229H11V227H10ZM15 229V228H14ZM60 229V228H59ZM61 229V230H62ZM16 230H17V228H16ZM33 230V229H32ZM32 230L30 231V232H32ZM48 230V229H47ZM46 230V231H47ZM25 231H29V230H25ZM36 231V230H35ZM130 231V230H129ZM184 231H186V230H184ZM183 231V232H184ZM29 232V233H30ZM40 232V231H39ZM43 233L45 232V231H42ZM186 232H188V231H186ZM203 232V231H202ZM217 232V231H216ZM8 233V232H7ZM28 233V232H27ZM35 233V232H34ZM46 233H48V231L46 232ZM55 233H57V232H54V234ZM61 233V232H60ZM65 233V232H64ZM189 233V232H188ZM53 234V233H52ZM51 234V235H52ZM199 234H201V232L199 233ZM203 234V233H202ZM221 234V233H220ZM31 235V234H30ZM48 235H49V233H48ZM53 236V235H52ZM56 236V235H55ZM188 236V235H187ZM217 236H218V234H217ZM221 236V235H220ZM25 237V236H24ZM30 237V236H29ZM214 237V236H213ZM222 237V236H221ZM23 238V237H22ZM230 238L232 239V237L230 236ZM230 238H227V239H230ZM215 239V238H214ZM29 240V239H28ZM27 240V241H28ZM30 240H32V239H30ZM233 240V239H232ZM201 240H199V242H200ZM20 242V241H19ZM33 242V241H32ZM220 242V241H219ZM21 243H22V241H21ZM24 243V242H23ZM197 243V242H196ZM227 243V242H226ZM235 243V242H234ZM233 243V244H234ZM25 245H27L26 243H24ZM169 244V243H168ZM184 244V243H183ZM182 244V245H183ZM219 244V243H218ZM229 244V243H228ZM197 245V244H196ZM204 245H206V244H204ZM217 245V244H216ZM221 245V244H220ZM224 245V244H223ZM241 245V244H240ZM209 246V245H208ZM226 246V245H225ZM250 246V245H249ZM98 247H100V246H98ZM98 247L96 246L95 248H97L98 249ZM152 247V246H151ZM179 247V246H178ZM230 247V246H229ZM248 247V246H247ZM215 248V247H214ZM231 248V247H230ZM96 249V250H97ZM111 249V247H108V249H107V252H108V250H110ZM114 249V248H113ZM221 249V248H220ZM195 250V249H194ZM197 251V250H196ZM203 251V250H202ZM207 251V250H206ZM90 252V251H89ZM92 252H94V251H92ZM91 252V253H92ZM97 252V251H96ZM95 252V253H96ZM2 253V252H1ZM228 253V252H227ZM237 253V252H236ZM94 254V253H93ZM121 254V253H120ZM196 254V253H195ZM214 254V253H213ZM216 254V253H215ZM220 254V253H219ZM264 254V253H263ZM4 255V254H3ZM232 255V254H231ZM191 256H193V255H191ZM246 256V255H245ZM3 257H5V255L3 256ZM130 257V256H129ZM215 258V257H214ZM253 258V257H252ZM256 258V257H255ZM11 259V258H10ZM131 260V259H130ZM4 261H5V259H4ZM3 261V262H4ZM192 261V260H191ZM196 261V260H195ZM2 262V261H1ZM216 262V261H215ZM219 263V262H218ZM228 263V262H227ZM230 264V263H229ZM234 264H255V260L254 259H251L250 257L249 258H247V259H243L242 258V260H239V259H237V260H234Z\"/></svg>",
    "mask_w": 264,
    "mask_h": 264
}]
</instances>
